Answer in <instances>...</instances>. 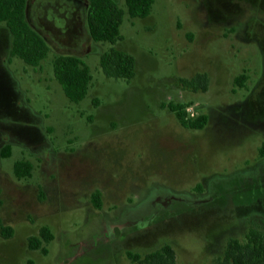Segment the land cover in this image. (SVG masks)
I'll list each match as a JSON object with an SVG mask.
<instances>
[{
	"label": "rangeland",
	"instance_id": "rangeland-1",
	"mask_svg": "<svg viewBox=\"0 0 264 264\" xmlns=\"http://www.w3.org/2000/svg\"><path fill=\"white\" fill-rule=\"evenodd\" d=\"M116 3L124 16L113 46L136 59L129 81L102 73L111 44L94 41L85 19L76 49L49 44L39 66L0 50V150L10 146L0 156V219L13 231L0 233V264H138L126 251L165 243L177 264H213L229 238L264 231V0H154L145 18ZM9 45L0 38V49ZM60 53L90 67L78 103L54 78ZM202 71L207 91L182 88L180 78ZM170 101L189 117L206 113L207 124L183 127L161 106ZM20 159L31 176H14ZM44 225L54 236L45 255L27 245Z\"/></svg>",
	"mask_w": 264,
	"mask_h": 264
},
{
	"label": "trees",
	"instance_id": "trees-1",
	"mask_svg": "<svg viewBox=\"0 0 264 264\" xmlns=\"http://www.w3.org/2000/svg\"><path fill=\"white\" fill-rule=\"evenodd\" d=\"M154 0H125L127 13L133 18H145L151 12ZM26 0H0V23H3L11 34L10 56L20 58L29 66L36 67L48 56L49 45L28 23L25 17ZM124 10L113 0H92L88 10L87 25L91 38L96 42L109 43L110 47L99 55V66L106 77L129 81L135 75L136 59L127 51L113 46L122 39L120 24ZM54 78L60 84L64 95L70 102L78 103L88 93L92 82L90 67L83 59L74 54H57L52 58ZM245 75L234 78L238 86H243ZM209 76L206 72H196L189 78H180L184 89L205 92L209 87ZM93 104L97 106V99ZM176 117L178 122L186 128L202 129L208 122L206 113H199L189 117L187 105L182 102L170 101L162 103ZM258 156L264 157V142L258 148ZM10 155V146L4 145L0 150L1 157ZM33 165L29 160L20 159L13 164V173L17 179L29 177ZM91 203L95 208L101 207L99 191L91 194ZM0 233L4 238L12 236V228L3 225L0 219ZM50 229L41 226L37 236H29L28 248L39 249L44 255L47 248L43 243L53 240ZM126 257L138 264H177L173 247L165 243L158 249L140 254L126 251ZM213 264H264V231L249 227L244 240L229 238L221 255L217 256Z\"/></svg>",
	"mask_w": 264,
	"mask_h": 264
},
{
	"label": "flooded vegetation",
	"instance_id": "flooded-vegetation-1",
	"mask_svg": "<svg viewBox=\"0 0 264 264\" xmlns=\"http://www.w3.org/2000/svg\"><path fill=\"white\" fill-rule=\"evenodd\" d=\"M91 1L26 0L25 17L48 45H55L58 50L74 51L79 21L85 19L87 23Z\"/></svg>",
	"mask_w": 264,
	"mask_h": 264
},
{
	"label": "crops",
	"instance_id": "crops-1",
	"mask_svg": "<svg viewBox=\"0 0 264 264\" xmlns=\"http://www.w3.org/2000/svg\"><path fill=\"white\" fill-rule=\"evenodd\" d=\"M5 26V25H4ZM4 28V27H3ZM6 28V27H5ZM7 29V28H6ZM5 29V30H6ZM6 33H7V35L6 36H4V33H0V38L1 39H3V37L5 38L6 37V39H8V41H9V43H10V45H9V47L6 49V50H4V48H2V49H0L2 52L3 51H5V54L7 55H10V49H11V41L10 40H12V37H11V34H10V32L8 31V29L6 30ZM8 33L10 34V37H9V35H8ZM3 44V43H2Z\"/></svg>",
	"mask_w": 264,
	"mask_h": 264
}]
</instances>
